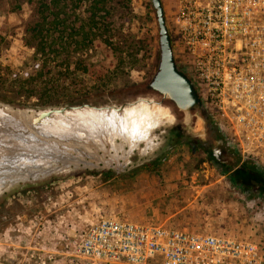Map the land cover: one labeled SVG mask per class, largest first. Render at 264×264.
Instances as JSON below:
<instances>
[{
    "label": "rangeland",
    "instance_id": "obj_1",
    "mask_svg": "<svg viewBox=\"0 0 264 264\" xmlns=\"http://www.w3.org/2000/svg\"><path fill=\"white\" fill-rule=\"evenodd\" d=\"M160 1L174 53L175 0ZM26 2L0 0V105L39 113L80 106L120 107L144 95L170 109L176 123L161 130L164 143L155 150L147 141V146L140 143L128 153L126 140L113 137L110 141L98 131L89 140L83 133L74 136L76 139L59 136L64 139L59 138L58 143L51 140L61 150H48L41 141L31 140L30 150H45L23 153L18 146L1 147V163L12 161L15 165L3 166L14 169H5L0 181L7 182L11 173L17 172L18 159L28 172V167L38 168L37 159L68 169L20 179L0 191V264H66L73 237L108 216L253 241L264 256V197L253 191L236 190L238 186L221 178L214 162L210 170L203 161L204 150L191 155L189 143L203 144L208 149L222 141L229 146L218 125L202 106L180 110L167 96L148 87L159 63L158 30L151 1L107 0L108 38L113 45L106 52V76L99 80L95 71L104 65L102 50L75 54L76 61L66 59L60 67L51 69L62 72V91L51 98L33 94L32 88L37 87L39 80L23 82L35 68L32 50L22 42L26 23L31 20ZM85 64L93 78L83 70ZM71 91L76 92L74 104L67 99ZM49 102L59 104L47 105ZM83 140L90 142L88 150L79 152L72 148ZM86 154L113 157L120 166H74L72 160L86 158ZM233 154L237 156L236 152ZM193 167L201 170L198 178L192 175Z\"/></svg>",
    "mask_w": 264,
    "mask_h": 264
},
{
    "label": "built area",
    "instance_id": "obj_2",
    "mask_svg": "<svg viewBox=\"0 0 264 264\" xmlns=\"http://www.w3.org/2000/svg\"><path fill=\"white\" fill-rule=\"evenodd\" d=\"M173 25L174 62L200 106L233 152L264 165V0H175ZM69 248L66 264H264L253 241L115 216Z\"/></svg>",
    "mask_w": 264,
    "mask_h": 264
},
{
    "label": "trees",
    "instance_id": "obj_3",
    "mask_svg": "<svg viewBox=\"0 0 264 264\" xmlns=\"http://www.w3.org/2000/svg\"><path fill=\"white\" fill-rule=\"evenodd\" d=\"M26 3L31 20L26 23L22 42L31 48L35 68L23 82L36 83L39 80L37 87L32 88L34 95L38 98L58 96L62 91V72L54 73L51 69L60 67L66 59L76 61L73 60L75 54L84 51H103L104 65H99L95 71L99 80L106 76L109 57L106 52L113 45L108 38L107 0H27ZM83 70L90 75L89 65L85 64ZM90 76L94 77L93 74ZM67 97L69 104L76 103L75 91ZM58 104L49 102L47 105ZM232 183L242 192L253 191L264 197V173L254 171L250 162H244V170Z\"/></svg>",
    "mask_w": 264,
    "mask_h": 264
},
{
    "label": "bare ground",
    "instance_id": "obj_4",
    "mask_svg": "<svg viewBox=\"0 0 264 264\" xmlns=\"http://www.w3.org/2000/svg\"><path fill=\"white\" fill-rule=\"evenodd\" d=\"M146 127L147 124L145 114L135 110L128 111L127 105H123L120 107L108 106L98 108L83 106L75 107L72 109H64L62 111L48 110L39 113L14 110L0 105V148L6 145L18 146L23 153H35L41 150H45V148H42L38 151L30 150V148H33L32 146H29L30 140L41 141L43 147H46V149L48 150H50L49 148L51 147L61 150V148L55 147L56 145H53L51 140L57 142V140H60L59 138L64 139L62 137H59L62 135L67 137L68 139H76L74 136H77L79 133H83L89 140L91 139V137L89 136H96V134H94V131L104 132L106 138L108 136V139L110 141L113 140V137L119 138L121 140H126L128 142L129 153L140 143H144L145 146H147L146 143L148 140L145 139ZM28 129L34 130L36 132H34L33 134H28L26 132L28 131ZM81 144H77L76 147L72 148H75L79 152H83L84 150L86 151L89 149L87 145L90 144V142H88L87 140H83ZM11 148L9 147L10 150ZM86 155L88 156L86 158L80 157L73 159L72 163L74 164V166L77 167L81 165L85 167H99L101 165L108 168L113 167V164L117 163V160L113 157L105 158L104 156L96 157L95 155ZM15 156L16 155H14V157ZM1 160L0 174H3L7 170H12L11 167L15 165L11 164L12 161H7L12 166L4 168L3 166L8 163L3 164L1 163ZM17 161L20 162L19 166H16L19 169L17 170V172L11 173L10 178L7 182L4 180L0 181V191L3 188L7 187L9 184L14 183L15 181H18L20 179L23 180L29 177L37 178L39 176H44L52 172L54 173L68 169V166H66L64 169L59 168L58 166H56V164L46 165L45 163H43V161L40 162V160L37 159L36 161L39 162H37L36 164L38 167L37 169H35L36 171L34 169L31 170L28 167V170H30L28 172L27 170H23L25 168L22 167V165L25 164L21 162V159H18ZM119 166L120 164L117 163V167ZM12 168L14 169V167ZM0 178L2 177L0 176Z\"/></svg>",
    "mask_w": 264,
    "mask_h": 264
},
{
    "label": "water",
    "instance_id": "obj_5",
    "mask_svg": "<svg viewBox=\"0 0 264 264\" xmlns=\"http://www.w3.org/2000/svg\"><path fill=\"white\" fill-rule=\"evenodd\" d=\"M151 6L154 10L155 20L158 30V44H159V63L157 71L154 74L148 87L163 96H167L169 100L180 110H190L200 106L199 98L189 81V79L182 74L176 67L168 29L163 15V8L160 0H150ZM3 106V105H1ZM8 107V106H3ZM81 107V106H80ZM10 108V107H8ZM60 108L52 110L72 109ZM12 109V108H11ZM215 150V157L219 158L224 155V147L221 143L217 144Z\"/></svg>",
    "mask_w": 264,
    "mask_h": 264
},
{
    "label": "clouds",
    "instance_id": "obj_6",
    "mask_svg": "<svg viewBox=\"0 0 264 264\" xmlns=\"http://www.w3.org/2000/svg\"><path fill=\"white\" fill-rule=\"evenodd\" d=\"M127 110L145 114L147 124L145 139L152 144L153 150L158 149L164 143L161 130L170 128L176 123L175 116L170 109L148 96L141 95L130 100Z\"/></svg>",
    "mask_w": 264,
    "mask_h": 264
},
{
    "label": "flooded vegetation",
    "instance_id": "obj_7",
    "mask_svg": "<svg viewBox=\"0 0 264 264\" xmlns=\"http://www.w3.org/2000/svg\"><path fill=\"white\" fill-rule=\"evenodd\" d=\"M189 142H186V145H188ZM196 143L194 145H190V152L191 155H195V153L199 150L202 151L204 150V158L203 161L207 164L210 170H212L211 164L212 162L215 163V166L220 170L222 176V179L228 180L232 185H234L232 182L235 177L240 173V171L244 170V162H250L251 166L254 168V171H257L259 173H264V165L259 164L257 161L247 158V157H242V156H237L234 155L233 152L228 146H225L222 141V145L224 147V155L216 158L215 157V150H217L218 143L213 145L210 149L206 147V145ZM233 162L235 165H229V163ZM192 175H195V178H198L199 173L201 170H196L195 167L192 168ZM236 190H239V187H236ZM241 191V190H240ZM250 191L245 190V193H249ZM241 193H244L241 191Z\"/></svg>",
    "mask_w": 264,
    "mask_h": 264
},
{
    "label": "crops",
    "instance_id": "obj_8",
    "mask_svg": "<svg viewBox=\"0 0 264 264\" xmlns=\"http://www.w3.org/2000/svg\"><path fill=\"white\" fill-rule=\"evenodd\" d=\"M120 209H121V208H120ZM123 209H124V208H123ZM123 209H122V210H123ZM118 218H119V217H118ZM131 221H134V220H131Z\"/></svg>",
    "mask_w": 264,
    "mask_h": 264
}]
</instances>
